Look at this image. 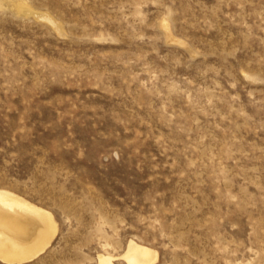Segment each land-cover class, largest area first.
I'll use <instances>...</instances> for the list:
<instances>
[{"label": "rangeland", "instance_id": "374dc122", "mask_svg": "<svg viewBox=\"0 0 264 264\" xmlns=\"http://www.w3.org/2000/svg\"><path fill=\"white\" fill-rule=\"evenodd\" d=\"M0 189L24 264H264V0H0Z\"/></svg>", "mask_w": 264, "mask_h": 264}, {"label": "bare ground", "instance_id": "6f19581e", "mask_svg": "<svg viewBox=\"0 0 264 264\" xmlns=\"http://www.w3.org/2000/svg\"><path fill=\"white\" fill-rule=\"evenodd\" d=\"M16 8L58 27L45 15L23 6ZM55 234L56 224L50 212L18 194L0 189V261L5 264L31 262L45 252ZM97 257L96 264H113L115 259L123 260L125 264H153L157 260V252L129 241L118 257Z\"/></svg>", "mask_w": 264, "mask_h": 264}]
</instances>
